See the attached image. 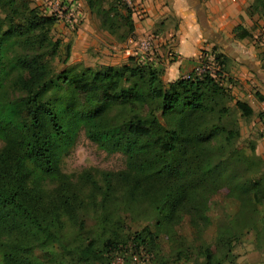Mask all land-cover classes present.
I'll use <instances>...</instances> for the list:
<instances>
[{"label": "trees", "instance_id": "obj_1", "mask_svg": "<svg viewBox=\"0 0 264 264\" xmlns=\"http://www.w3.org/2000/svg\"><path fill=\"white\" fill-rule=\"evenodd\" d=\"M84 1L116 41L131 35L124 0L106 8L101 0ZM244 12L264 19V0H251ZM56 19L29 0H0V264H110V254L127 247L130 257L148 260L159 253V233L169 235L182 217L206 226L209 198L225 189L238 208L218 226L214 249L201 251L203 264H219L241 225L252 226L256 205L264 207L263 161L254 143L248 154L234 146L232 114L248 119L252 110L222 85L223 57L199 60L212 73L190 71L166 83L160 69L134 56L121 65L54 70L49 60L61 46L50 35ZM234 31L248 35L239 25ZM62 50L64 63L68 42ZM78 128L107 153L124 156L122 169L97 173L101 184L88 170L75 183L58 166ZM86 183L99 198L81 193ZM117 207L133 218L148 212L154 228L124 232ZM89 211L95 235L84 230Z\"/></svg>", "mask_w": 264, "mask_h": 264}, {"label": "crops", "instance_id": "obj_2", "mask_svg": "<svg viewBox=\"0 0 264 264\" xmlns=\"http://www.w3.org/2000/svg\"><path fill=\"white\" fill-rule=\"evenodd\" d=\"M43 15H49L55 0H29ZM60 1L62 11L53 28L59 37L70 34L71 59H85L87 49L103 48L99 38L110 42V36L98 27V21L84 0ZM249 0H130L133 29L125 41H112L113 53L105 56V64L117 65L130 49V56L160 69L161 78L172 81L189 72L201 58L210 59L216 53L223 57V65H230L229 75L238 82L237 99L252 110L250 124L260 132L255 140L254 153L264 162V133L260 117L264 109V33L262 18L247 15L244 8ZM173 22L165 31L155 30ZM248 32L237 37L235 26ZM150 40L151 47L141 53L138 44ZM119 47H123L119 51ZM117 49V50H116ZM121 52V53H120ZM225 74V72H224ZM230 87V86H229ZM251 87H255L253 93ZM250 116V117H251ZM254 121V123H253ZM260 253H247L240 264H257ZM259 264V263H258Z\"/></svg>", "mask_w": 264, "mask_h": 264}, {"label": "rangeland", "instance_id": "obj_3", "mask_svg": "<svg viewBox=\"0 0 264 264\" xmlns=\"http://www.w3.org/2000/svg\"><path fill=\"white\" fill-rule=\"evenodd\" d=\"M110 1L111 0H101V4L104 8H106ZM129 1L130 0H124L127 5L129 4ZM250 1L251 0L247 3L249 4ZM168 23V25H164L161 28L155 27V30L165 31L171 28L173 22L169 21ZM261 29L264 33L263 18ZM122 30L123 29L119 31ZM50 35L53 39L57 38L61 42L59 53L49 60L54 70H60L68 66H74L75 69H80L81 67L87 66L90 68H97L101 65H109L104 63V61H107L105 56L114 52V49L109 45H112V41L117 39L115 35H104L106 38H110L111 43L106 42L103 38H99V40L102 43H107V46L105 44H103V48L100 46L99 48L90 46L87 49L88 57L85 59L73 60L70 58V54H68L66 61L62 63V46L66 42L70 43L71 35L65 34L63 35V39L58 36L54 28L52 29ZM122 48L123 47H119V51H121ZM124 63H127V57L125 56L120 59V62L117 65ZM223 69L225 72V79L222 80V85L226 87L229 94L236 99L238 97L237 89L239 90L237 86L238 82L229 75V64L226 63ZM160 79L166 83L165 79L161 78V73ZM254 88L255 87H251L250 89L256 94ZM227 104L231 106L232 101H229ZM232 115L237 122L239 131V136L235 140L234 146L239 148L245 154H248V144L255 143V140L260 136V132L256 127H254V125L250 124L252 116L248 119H243L240 118L236 112ZM2 143L3 142L0 139V147ZM58 166L63 173L72 175L71 179L75 183H79L81 181L80 176L82 177L84 175L81 173L88 170L90 173H93L90 174L93 179H95L98 184H101L100 174L97 173L99 171H117L122 169L124 166V156L119 152L107 153L102 148L98 147L94 142L88 140L82 129L78 128L75 131L71 142L60 154L58 158ZM262 167L264 168V162L262 163ZM81 193L85 195L93 193L96 199L99 198L98 193L95 191L93 192L88 183L82 187ZM247 203L248 201L245 204L246 210L250 209V206ZM237 208V196L229 194L225 189L219 190L208 200V222L206 223V226L201 227L200 224L190 222L187 217H182L178 224L173 226L169 235L159 233L156 238L159 253H149L146 256L148 257V262L150 264H203V254L201 253L202 248L204 246H209L211 249H214V239L218 232V226L223 223H227L233 213L236 212ZM117 209V212L123 222L124 232L129 233L139 230L144 225H147L150 229L154 228L151 214L148 212L140 218H133L129 212L124 211L119 207H117ZM89 213L90 214L83 219L84 230L89 235H95L97 232L96 230H98L96 229L97 220L94 213L91 211H89ZM252 215L253 216L251 217L254 218L252 226H243L240 223H236V226H242L240 233L232 241L228 257L225 259L220 258L221 261L219 264H240L244 256L253 251L260 253V257L255 263L264 264V207L260 204L256 205ZM127 250L128 251L126 252H122V254H119V252L117 254L111 253L109 259L110 264H118L117 259L120 258L122 259V264H129L130 253L132 250L128 247ZM143 251L134 253H143ZM217 256L219 255L217 254Z\"/></svg>", "mask_w": 264, "mask_h": 264}, {"label": "built area", "instance_id": "obj_4", "mask_svg": "<svg viewBox=\"0 0 264 264\" xmlns=\"http://www.w3.org/2000/svg\"><path fill=\"white\" fill-rule=\"evenodd\" d=\"M65 10V6L60 2V1H54V5H53V8L51 9L50 11V15L58 18L60 15H62V11ZM151 47V42L150 40H141L139 41V44H138V48L140 50L141 53H145L149 50V48ZM130 49H126L124 50V53L128 56H130ZM214 67L208 63V62H201V61H197V63L193 66V68L190 70V71H193L195 74H199L203 71H208L210 73L214 72ZM189 71V72H190ZM189 72H186L184 74L181 75V77L183 78H187L189 76ZM260 123L262 125V129H263V133H264V109L262 111V115L260 117ZM118 260V264H122V259H117ZM129 264H150L148 262L147 259H139L137 257V255H132L130 257V260H129Z\"/></svg>", "mask_w": 264, "mask_h": 264}]
</instances>
